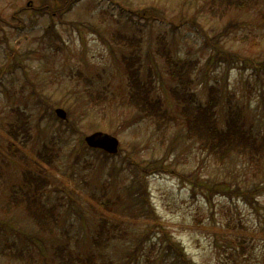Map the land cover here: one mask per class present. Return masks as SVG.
I'll use <instances>...</instances> for the list:
<instances>
[{
	"label": "rangeland",
	"instance_id": "374dc122",
	"mask_svg": "<svg viewBox=\"0 0 264 264\" xmlns=\"http://www.w3.org/2000/svg\"><path fill=\"white\" fill-rule=\"evenodd\" d=\"M43 1L0 0V264H61L57 244L93 252L98 264L178 261V248L161 252L155 232L144 235L152 221L131 213L127 185L137 171L156 221L193 264H264V191L254 190L249 203L198 185L263 186L264 164L242 154L214 157L190 135L187 104L171 95L181 83L167 57L191 66L184 89L194 101L213 95L216 129L229 104L264 136V0H239L241 7L219 0L215 9L214 0H74L60 14L35 11ZM131 53L151 84L148 95L166 108L160 127L130 97L122 57ZM21 122L29 136L9 130ZM97 129L118 137V152L89 147L76 155L80 139ZM44 145L55 153L48 164L37 156ZM24 169L41 177V200L53 206L50 229L8 201L10 189L26 187ZM102 215L119 218L124 230L97 247L91 239Z\"/></svg>",
	"mask_w": 264,
	"mask_h": 264
},
{
	"label": "trees",
	"instance_id": "16d2710c",
	"mask_svg": "<svg viewBox=\"0 0 264 264\" xmlns=\"http://www.w3.org/2000/svg\"><path fill=\"white\" fill-rule=\"evenodd\" d=\"M214 2L215 5L213 9L216 8V3H219V0H214ZM233 3H236V7H241V2L239 0H235ZM69 4H74V0H47L35 6L34 10L44 13L52 10L55 11V13L60 14L63 7L65 6L66 8ZM144 10L145 9H143L142 11ZM159 40L162 41V38H160ZM165 47L166 46L164 42V45H160V50H163ZM216 50V57H220L221 53L219 51V47H217ZM131 54H126L122 57L126 59L124 61V64L128 71L127 76L130 84V97L136 102V104L134 105H136V108L139 109V112L144 114L146 117H148L147 119L152 120L158 127H160L169 118L167 116L166 108L162 109L157 98L148 95L151 92V84L150 82H148V79L139 78L140 67L139 64L137 65L138 68L134 67L136 61L134 59L135 57H133V54ZM167 57L170 59L169 63L172 67L171 73L173 78L175 77V80L177 78H180L181 83L178 86H173L171 95L174 92L175 97L182 98L183 101L187 104L183 106L182 113L187 112V114H190V122H192V124L188 123V126L186 128L189 131L190 135H198V141L205 140V145L208 153H210L214 157L223 158L229 157L232 154H242L250 159V164L262 167L264 164V136L260 135L258 137V135L255 134L254 130L246 125L245 119L242 117L240 110L231 109L229 104L227 105L226 109L222 111L225 113V116L223 118L224 121L219 124V127H217L216 129L213 123V121L215 120V115L217 113L215 106L216 100L210 101L213 95L210 94V99L206 104L194 101L191 92L185 91L184 89L186 83L185 78L186 76L189 77L187 70H190L191 66L189 64H185L184 61H180L178 63L173 62V58L171 57V55H167ZM130 60L133 62H131ZM191 65H193L192 61ZM138 69L139 73L137 75ZM190 82L191 80H189V84L187 85L188 89H190ZM210 88H212V91H218V89L214 87V84H211ZM134 89H137V91H133ZM130 101L131 103H133L132 100ZM66 124H70L72 130L76 129V126L72 122ZM28 128L29 127L26 122H21L20 124L10 125L9 130H12L17 134L20 133L24 137L25 135L29 136ZM80 141L81 143H79L76 148V155H81L86 148H89L85 144L83 139H80ZM21 142H24V140H21ZM12 143L13 142H11V144ZM9 147L12 148L11 146ZM99 151L104 155L108 154L103 150ZM54 154L55 153H51V150L47 145H44L41 151H37L38 158H40L46 164L50 162V158ZM127 167H129L128 164ZM40 179L41 177H38L37 174L31 173L28 169H24L22 182H25L26 187L23 188L20 186V189L16 191L10 189V192L8 193V201L9 203L13 202L14 204L23 205L26 213L30 215V217L34 220L38 227L42 230H47L51 227V220L54 218V212L53 206H49L41 200L39 192ZM131 180L132 182L130 183V185H127V196L131 199V202L135 204V212L132 210V215L134 217H145L148 218V220L150 219L152 221V224H149V227L143 231L144 235H148L149 230L154 231V235L157 236L156 241L161 245V252L167 249L172 250L178 248L177 251H179V255L181 257L178 261H173L172 259V264L195 263L193 260L187 258L183 247L177 244L178 242L174 241L163 229L162 225L156 221V217L154 215L155 210H153V208L148 204L149 193L145 185L144 174L142 173V171L133 172L131 175ZM209 184L214 185V183ZM198 185L207 188L208 191L209 189H213L215 191H221V193H234L235 195L240 196L244 201L249 203H252L254 190L258 189L259 192L264 191V185L260 186L261 183L259 182L245 189H241L239 188V186H237L236 188L227 186L226 188L220 187L221 189L217 190L213 187L206 186L208 185L206 183ZM30 186L34 187L31 188ZM113 203L115 204V202ZM106 208L107 210H111L110 207ZM1 223L2 222H0V224ZM3 225L5 226L4 223ZM0 229H2L1 226ZM122 230H124V228L122 227V223L120 222L119 218L111 219L108 216L102 215L97 220L95 233L91 241L97 247H103L104 244L107 245L110 238L114 237L118 232H121ZM161 234L163 235V239L160 241L159 235ZM142 240L143 239H140V241ZM54 249V256L59 258V260L57 259V263L98 264L97 257L93 252L81 254L78 252H74L73 249L67 247L64 244H57L54 246ZM147 258H149L148 255Z\"/></svg>",
	"mask_w": 264,
	"mask_h": 264
},
{
	"label": "water",
	"instance_id": "95a60500",
	"mask_svg": "<svg viewBox=\"0 0 264 264\" xmlns=\"http://www.w3.org/2000/svg\"><path fill=\"white\" fill-rule=\"evenodd\" d=\"M55 112L62 118L66 116V112L60 107H57ZM84 140L87 145L92 147H100L108 152H116L118 149V138L106 131H93L85 135Z\"/></svg>",
	"mask_w": 264,
	"mask_h": 264
}]
</instances>
